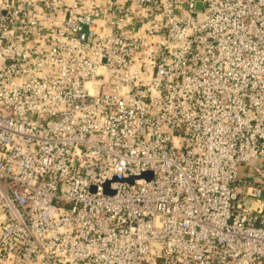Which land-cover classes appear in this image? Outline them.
<instances>
[{
  "label": "built area",
  "instance_id": "2783aa9c",
  "mask_svg": "<svg viewBox=\"0 0 264 264\" xmlns=\"http://www.w3.org/2000/svg\"><path fill=\"white\" fill-rule=\"evenodd\" d=\"M257 158L264 0H0V264H264Z\"/></svg>",
  "mask_w": 264,
  "mask_h": 264
},
{
  "label": "rangeland",
  "instance_id": "374dc122",
  "mask_svg": "<svg viewBox=\"0 0 264 264\" xmlns=\"http://www.w3.org/2000/svg\"><path fill=\"white\" fill-rule=\"evenodd\" d=\"M264 164V158L252 159L245 165H243L240 174H246L252 171L254 168H259Z\"/></svg>",
  "mask_w": 264,
  "mask_h": 264
},
{
  "label": "water",
  "instance_id": "95a60500",
  "mask_svg": "<svg viewBox=\"0 0 264 264\" xmlns=\"http://www.w3.org/2000/svg\"><path fill=\"white\" fill-rule=\"evenodd\" d=\"M146 176H148V175L147 174L143 175V177H146ZM130 181H132V179Z\"/></svg>",
  "mask_w": 264,
  "mask_h": 264
}]
</instances>
